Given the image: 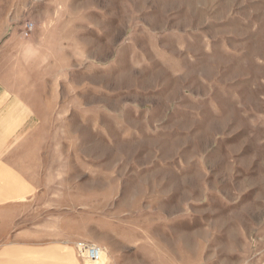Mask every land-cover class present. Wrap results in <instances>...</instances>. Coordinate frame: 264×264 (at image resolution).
<instances>
[{"label": "rangeland", "instance_id": "1", "mask_svg": "<svg viewBox=\"0 0 264 264\" xmlns=\"http://www.w3.org/2000/svg\"><path fill=\"white\" fill-rule=\"evenodd\" d=\"M127 256L264 264V0H0V264Z\"/></svg>", "mask_w": 264, "mask_h": 264}, {"label": "built area", "instance_id": "2", "mask_svg": "<svg viewBox=\"0 0 264 264\" xmlns=\"http://www.w3.org/2000/svg\"><path fill=\"white\" fill-rule=\"evenodd\" d=\"M33 29L34 24L27 22L25 25L26 34H30ZM75 246L78 255L82 258V260L90 262H100L102 260V254L104 253V248L102 246L84 240L78 241Z\"/></svg>", "mask_w": 264, "mask_h": 264}, {"label": "crops", "instance_id": "3", "mask_svg": "<svg viewBox=\"0 0 264 264\" xmlns=\"http://www.w3.org/2000/svg\"><path fill=\"white\" fill-rule=\"evenodd\" d=\"M188 181L189 180H187V182ZM174 211L177 212L178 211L177 208L173 209L172 212L171 211L170 212L173 213ZM179 215H183V213H181ZM179 215H177V216L173 215L172 216L171 214L168 213V211H165L161 215V219H160L161 223H163V226H162L163 230H168L169 231L172 228L173 225H177L179 223L178 222ZM120 258H122V257H114L112 261L116 262V263H119V261L121 262ZM126 260H127L128 263H133V264H139L137 262H141V261H137L136 257H133V256H127ZM156 261H157L156 259L155 260H151L150 264H160L159 262L156 263ZM147 263H149V262H147Z\"/></svg>", "mask_w": 264, "mask_h": 264}, {"label": "bare ground", "instance_id": "4", "mask_svg": "<svg viewBox=\"0 0 264 264\" xmlns=\"http://www.w3.org/2000/svg\"><path fill=\"white\" fill-rule=\"evenodd\" d=\"M102 258H103V254H102ZM97 263V262H96Z\"/></svg>", "mask_w": 264, "mask_h": 264}]
</instances>
